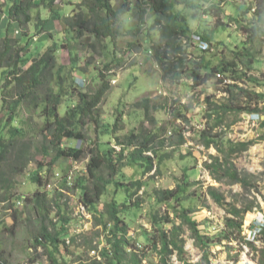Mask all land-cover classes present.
Returning <instances> with one entry per match:
<instances>
[{"label": "trees", "instance_id": "1", "mask_svg": "<svg viewBox=\"0 0 264 264\" xmlns=\"http://www.w3.org/2000/svg\"><path fill=\"white\" fill-rule=\"evenodd\" d=\"M6 1L9 2L4 17L0 18V76L4 78L3 85H0V91L3 90L2 94L0 93V100L3 104L4 114H6L4 122L0 121V203L6 204V210H11L10 216L13 224L10 226L4 221H0V232L6 230L11 232L22 220H31L30 210H34L37 227L32 233L30 246L35 249V252L41 248L49 260V264H69L66 262V257L73 254L70 249L73 247L82 252V255H78L77 259L80 263L85 262L83 257L84 254H87V264H142V256L146 255L147 249H152L159 257L157 264H173L170 258L174 254L182 264H192L184 258V240L180 237L185 225L190 230L196 246L202 251L200 260L195 264H211L209 247L214 242L213 239L216 238L218 242L224 239L230 241L231 235H241L244 218L256 206V198L254 197L252 203L238 206L236 201H227L217 188L209 186L207 194L225 212L224 227L219 234L210 236L203 233L199 229L198 223L190 217L193 210L180 207L179 209L174 208L175 217L180 220V224H176L170 215L161 216L154 212L151 215L154 232L148 236L147 243L145 239V241L131 239L129 211L131 207H138L139 202L133 199V196L143 187L141 179H136V174L139 170L143 175L151 172L154 168V158L159 161L163 158L164 154L160 153L159 155V151L165 147L167 141L158 140L156 144V134L141 135L131 131L125 140L115 136L117 144L120 146L118 151L107 145L103 148L96 145L95 148H90L87 151L76 147L73 142L84 137L79 125L85 118L91 117L110 88L106 75L99 73L100 85L93 94L83 92L78 85L77 77L70 79L68 87L63 86L62 76L59 74V80L56 77L57 44L50 45L40 57H31L29 54H24L21 46L22 41L28 40L27 34L22 33L21 38L18 39L7 33L11 25L26 27L27 23L32 20V11L39 4L49 9L50 12L54 11V4L58 0H41L40 3H37L36 0ZM254 1H256L254 11L258 23L244 25L238 22L241 26L240 30L247 38L242 42V48L231 49L230 60L219 58L215 63H212L211 60H205L202 57V60L195 63L187 73L188 77L193 80V87L214 80L215 90L226 94L222 95L220 99H216L215 96H207L203 105L205 108L204 117L211 119L214 116L215 123L211 126L208 124L205 129L200 131L199 136L203 140L205 148L214 147L218 153L210 155V161L204 162L203 166L216 182L227 179L231 184L239 183L244 187L249 184V177L252 175L239 172L232 160L235 154L248 150L254 141H234L222 136L221 133L214 132V128L224 123L227 112L239 115L242 113L264 115V91H258V88H264V81L250 73L254 68V63L258 60L256 56L258 51L252 49L253 45L250 44H254L258 39L261 42L264 37L261 25L264 18V0ZM173 2L180 6L197 8L196 4H192L193 0H140L136 2L125 0L118 9L113 7L112 0H81L77 4L72 3L74 9L68 17H63L55 10L58 15H54V19H43L42 27L54 25L55 21L62 18L67 27L61 31L62 33L72 31L76 32L78 37H82L87 32L93 34L96 39H110L113 43L116 36L120 34L117 27L121 22V15L130 14L137 20V26L128 31L132 35L139 33V25L144 24L147 19H151V28L158 31L159 34L155 51L164 47L162 51H159V54L157 53V60L160 64L169 63V71H174L175 75L179 77L181 71L176 70L185 65L188 66L187 54L192 42L184 43L182 41V37H187L190 40V27L185 19L186 16L176 10ZM204 13L207 17H211L214 28L224 26V13L220 6L210 5ZM193 16L198 18L200 15L196 16L194 12ZM200 37L205 42H212L211 37L203 34ZM26 56L31 60L29 61ZM75 57H71L73 69L77 67ZM23 60L28 62L26 67L22 66ZM224 79H229L231 82L223 83ZM55 81L60 85L58 93L54 88ZM75 90L79 94L78 103L67 105L64 115H61L59 107L62 104V96ZM147 103V99L141 101V105L147 106ZM41 106L46 112L45 125L41 131H43L47 152L52 150L54 157L46 163L49 167L46 170L45 179L40 174L41 169L45 166L44 163L39 161L37 167L31 170L29 178L37 185L36 189L32 194L21 199L22 196L14 192L13 178H10V175L22 173L34 158L25 139L26 131L22 127L14 125L15 113L20 108L25 111H31V109L36 111ZM189 109L191 108L186 105H179V108L174 112V118L189 121L190 117L187 114ZM118 121L119 118H116L115 126ZM261 125L264 126V121ZM177 133L180 139L177 143H171L170 146H181L185 143L180 129L175 130V134ZM151 152L153 156L148 154ZM59 157H67L75 161H83L88 158L85 173H82L83 175L76 182V186L81 192L80 201L88 211H93L94 225L102 226L104 229L105 243L99 251L101 260L92 258L90 255L91 250L98 248L97 243L93 244L94 237L86 240L83 237L86 232L75 233L68 227L67 224L73 219L68 213V206L64 208L61 206L63 202L60 198L66 193L55 190L54 196L50 197L47 184L55 170L53 164ZM127 171L128 175H125ZM184 179L177 182L173 189H154L155 200L164 204L173 201L175 205L180 206L183 199L180 194L185 192L186 187L191 184L187 180V174L184 175ZM110 184L113 185L114 197L105 202L102 211H98V203L102 196L110 193L108 189ZM19 200L22 201V205H18ZM53 206L58 216L56 221H53L51 217ZM163 223L171 224L170 229H162ZM256 236L262 237L264 241V226L259 227ZM81 237L84 238V243L79 242ZM67 239H69V243L66 242ZM246 243L252 245L250 241L246 240ZM39 255L41 253L31 258V264L36 263ZM71 262L74 264L75 259H72ZM0 264H9L4 259L2 251H0Z\"/></svg>", "mask_w": 264, "mask_h": 264}, {"label": "rangeland", "instance_id": "2", "mask_svg": "<svg viewBox=\"0 0 264 264\" xmlns=\"http://www.w3.org/2000/svg\"><path fill=\"white\" fill-rule=\"evenodd\" d=\"M40 1L36 0L37 3ZM73 1L58 0L54 4V11L51 12L39 4L32 11V20L27 23L26 27L11 25L7 33L18 39L21 38L22 33H26L28 40L22 41L21 46L24 54H29L31 57L38 58L50 45L57 44L55 70H57V80H59V74L62 76L63 86L68 87L70 79L77 77L78 85L83 92L93 94L100 85L99 73L106 75L110 88L91 117L85 118L79 125L84 137L73 142L74 145L85 151L95 148L96 145L101 148L107 145L118 151L120 146L117 144L115 136L125 140L131 131L141 135L156 134V144L158 140L167 141L165 147L159 151V155L160 153L164 154L163 158L160 159L161 161L154 158V168L151 172L143 175L139 170L136 174V179H141L143 187L133 196V199L139 202L138 207L129 209L130 238L145 239L146 241H144L147 243L148 236L154 232L151 223V215L154 212L161 216L170 215L176 224H180V220L175 217L174 210V208L179 209L180 207L193 210L190 217L198 223V227L203 233L210 236L219 234L224 227L225 212L207 194V188L213 186L224 195L227 201H236L238 206L252 203L255 198L257 202H255L256 206L253 207L252 212L244 218L241 235H231L230 241L224 239L218 242L216 238L213 239L214 242L209 247L211 264H240L241 262L264 264V241L262 237L255 236L259 231V225H264V126L261 125L264 121L261 116L264 115L257 116L246 113L239 115L227 112L224 123L214 128V132L221 133L222 136L234 141H254L248 150L235 154L232 160L239 172L252 175L249 177V184L244 187L239 183L231 184L227 179L216 182L204 168L203 163L210 161V155L218 153L214 147H204L199 133L208 124L211 126L215 123L214 116L211 119L204 117L205 108L203 105L206 97L215 96L216 99H220L222 95L215 90L214 80L193 87V80L187 74L195 63L202 60V57L205 60H211L212 63H215L219 58L230 60L231 49L242 48V42L247 38L240 30L241 26L238 22L244 25L258 23L254 11L256 1L193 0L192 4L197 6L195 9L192 6L184 7L173 2L176 10L186 16L185 19L190 27L189 36L192 37L195 34L200 37L203 34L211 37L212 40L211 43H208L201 40L200 37L199 41L190 44L187 54L188 66L185 65L176 70L181 71L179 77L175 75L174 71H169V63L160 64L157 60V53L159 54V51H162L164 47L155 51L159 34L158 31L151 28V19H147L144 24L139 25V33L132 35L128 31L137 26V20L130 14L121 15V22L117 27L120 34L116 36L113 43L110 39H96L93 34L87 32L82 37H78L76 32L72 31L62 33L61 31L67 28L62 18L55 21L54 25L42 27L43 19H54V15H58L57 11L63 17H68L74 7L71 11L65 12L66 14L61 9L64 5L77 4L81 0ZM124 1L112 0V5L118 9ZM8 2L0 0V18L4 17ZM210 5H218L223 10V27L214 28L211 17H207L204 13ZM194 12L196 16L198 14L200 16L195 18ZM44 25L46 26V24ZM261 25L264 31V18ZM262 39L261 42L258 39L254 44H250L253 45L252 49L258 51L256 53L258 60L254 63V68L250 73L264 81V37ZM182 41L189 43L187 37H182ZM73 56H76L77 60V67L74 69L71 64ZM27 59L31 60L29 57ZM27 65L28 62L23 60L22 66L26 67ZM3 80L4 78L0 76V85H3ZM54 88L56 93L60 91L57 81H55ZM258 89L264 91L263 88ZM2 92L3 90L0 91L1 94ZM78 96L76 90L62 96L59 113L64 115L67 105H76ZM145 99L148 100L147 106L141 105V101ZM179 105L191 108L189 111L187 110L189 121L174 118V112L179 108ZM45 113L43 106L36 111L33 109L25 111L20 108L15 113L14 125L20 126L26 131L25 139L34 158L22 173L10 175V178H13L14 192L19 196L30 195L36 189L37 185L29 177L31 170L37 167L38 162L45 165L41 171L47 170L49 165L46 163L54 157L52 150L47 152L43 131H41L46 121ZM244 115H247L249 120ZM116 118H119L117 126H115ZM5 119L6 114H4L3 104L0 100V121L4 122ZM176 129H180L185 143L181 146H170L171 143H177L180 139L179 134H175ZM148 154L153 156L152 152ZM87 163L88 158L83 161H75L67 157H59L53 164V169L61 174L72 172L73 181L68 186L64 181L62 183V181L52 179V186L48 190H50L51 198L54 196L55 190L66 192L60 198L63 202L61 206L63 208L68 206V213L73 219L67 224L70 229L75 233L86 232L83 236L86 240L93 236V244L101 245L102 243L104 245L105 232L102 226L94 225L93 211L86 209V214L83 215L78 212L81 192L77 188L76 182L85 173ZM185 174L191 184L186 187L185 192L180 194L183 198L180 206L175 205L173 201L164 204L155 200L154 189H173L177 182L184 179ZM125 175H128V171ZM114 176L116 177V175ZM108 189L110 193L102 196L98 203V211H102L105 202L114 197L113 185L110 184ZM5 205L3 202L0 203V221L11 226L13 224L10 216L11 210H6ZM30 211L31 220H22L11 232L7 230L0 232V238H2L0 251L9 264H31V258L38 253L41 255L35 264H49V260L41 248L35 252V249L30 246L32 233L37 227L34 218L36 212ZM51 217L53 221L58 218L54 206L51 210ZM161 227L168 230L171 224L163 223ZM83 237L80 238V243L85 242ZM180 237L184 240V258L192 264L197 263L202 256V251L196 246L187 226H183ZM246 240L250 241L252 245L246 243ZM70 249L73 254L66 257L67 263L71 264L72 259H75L74 264L88 263L87 254H84L83 257L85 262L80 263L77 259L78 255H82V252L77 251L75 247ZM142 259V264H157L159 257L155 251L147 249L146 255L142 256ZM170 260L173 264H182L176 254Z\"/></svg>", "mask_w": 264, "mask_h": 264}, {"label": "built area", "instance_id": "3", "mask_svg": "<svg viewBox=\"0 0 264 264\" xmlns=\"http://www.w3.org/2000/svg\"><path fill=\"white\" fill-rule=\"evenodd\" d=\"M191 39H192V41L189 40V42H193V43L195 42L196 43L197 41H199L200 37L197 36V35H192ZM218 76H220V75H218ZM230 82H231V80H229V79H224L223 80V83H230ZM220 94L221 95H226L225 93H220ZM257 116H259V115H257ZM79 140L80 139L76 140V142L79 141ZM75 146L78 147L77 145H75ZM40 174L45 179L46 170L41 171ZM73 177H74V175H73L72 172H70V173L67 172L65 174H61L59 171L54 170V172L51 175V180H49V183L47 184V189L51 188L52 179L53 180L62 181V182L64 181L69 186L72 183V181H73ZM54 186H56V185L54 184ZM61 191L64 192L63 190H61ZM64 193H66V192H64ZM21 196H22L21 199H23L25 197V195H21ZM18 205H22V201L21 200L18 201ZM78 209H79L78 212L82 213V215L86 214L87 210H86L85 206L83 205V203L81 201L78 202ZM259 226H264V225H259ZM255 236H256V234H255ZM66 242L69 243V239H67ZM103 246L104 245L101 243V245L98 244V248H95V249L91 250L90 251L91 257L96 258L98 260H101V257L99 255V251H100L101 248H103Z\"/></svg>", "mask_w": 264, "mask_h": 264}, {"label": "crops", "instance_id": "4", "mask_svg": "<svg viewBox=\"0 0 264 264\" xmlns=\"http://www.w3.org/2000/svg\"><path fill=\"white\" fill-rule=\"evenodd\" d=\"M67 1H73V0H67ZM74 2V1H73ZM72 8H73V6L71 5V4H69V5H64V7H63V9H62V11H63V13L64 14H66L65 12H69V11H71L72 10ZM264 89V88H263ZM258 91H260L259 89H258ZM248 120H249V118H248V116L247 115H244ZM253 117V116H252ZM252 117H250V118H252ZM261 119H264V116H261ZM250 121H251V119H250Z\"/></svg>", "mask_w": 264, "mask_h": 264}, {"label": "clouds", "instance_id": "5", "mask_svg": "<svg viewBox=\"0 0 264 264\" xmlns=\"http://www.w3.org/2000/svg\"><path fill=\"white\" fill-rule=\"evenodd\" d=\"M195 35V34H194ZM198 36V35H197ZM190 40L192 41V39L190 38ZM195 43V42H194ZM256 115H261V114H256Z\"/></svg>", "mask_w": 264, "mask_h": 264}, {"label": "bare ground", "instance_id": "6", "mask_svg": "<svg viewBox=\"0 0 264 264\" xmlns=\"http://www.w3.org/2000/svg\"><path fill=\"white\" fill-rule=\"evenodd\" d=\"M256 113V112H255ZM240 264H244L243 262H241Z\"/></svg>", "mask_w": 264, "mask_h": 264}]
</instances>
